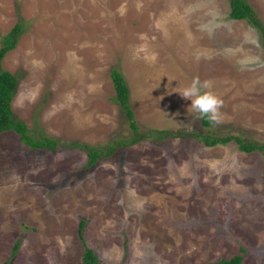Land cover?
Masks as SVG:
<instances>
[{
  "label": "rangeland",
  "instance_id": "rangeland-1",
  "mask_svg": "<svg viewBox=\"0 0 264 264\" xmlns=\"http://www.w3.org/2000/svg\"><path fill=\"white\" fill-rule=\"evenodd\" d=\"M244 2L264 29V0ZM229 13V0H0V48L22 26L0 60L19 78L14 118L62 144L0 134V264H82L85 246L99 264H264V154L193 136L264 144V33ZM194 78L223 102L210 128L179 95ZM72 144L116 153L86 168Z\"/></svg>",
  "mask_w": 264,
  "mask_h": 264
},
{
  "label": "trees",
  "instance_id": "trees-1",
  "mask_svg": "<svg viewBox=\"0 0 264 264\" xmlns=\"http://www.w3.org/2000/svg\"><path fill=\"white\" fill-rule=\"evenodd\" d=\"M230 5V13L229 18L232 20H244L249 24L257 27L262 33H264V29L261 24L254 18L253 9H251L244 0H229ZM22 33V26L20 24L16 25L2 40V46L0 48V60H2L6 54L12 51L19 40V37ZM263 48H264V39H263ZM111 80L113 84V88L115 91L114 101L119 104L122 111L124 112L126 119L129 123V127L135 136V138L131 141L132 143L139 142L141 138H145V136H140L138 134V127L134 120L133 112L129 105V90L127 84L123 78V76L118 71H113L111 73ZM19 78L10 74L7 71L0 72V134L6 132L15 133L20 142L30 148L31 150H46V151H56L58 148L62 147V144L57 142L56 140L38 135L37 137L32 136L30 134L29 129L23 122H20L14 118V114L12 111V100L16 93L18 87ZM202 126L204 128H210L212 123H210L207 119H201ZM160 138L164 139V135H169L171 138L178 137V135H182V133L173 134L166 133L164 131L157 132ZM197 141L201 142L206 147H214L218 144H228L231 141H234L239 151L252 154L254 152H260L264 154V144H255L250 141H245L238 137L229 136V137H216L215 135L208 134H193ZM128 146L125 142H119L118 146L122 145ZM64 147L79 149L81 151H85L87 153L88 162L86 168H90L94 166L100 159L109 158L116 153V146L112 145L105 149H97L88 146H81L79 144L65 145ZM84 228V223H81L79 226V234ZM82 239V237L80 236ZM84 244V243H83ZM85 246V244H84ZM17 248L15 247L14 253ZM241 254H245V250L240 248ZM243 261L242 255H235L230 259H222L218 262L208 263V264H241ZM82 264H99L98 257L96 254L89 248L85 246L82 258ZM7 264V263H6Z\"/></svg>",
  "mask_w": 264,
  "mask_h": 264
},
{
  "label": "clouds",
  "instance_id": "clouds-1",
  "mask_svg": "<svg viewBox=\"0 0 264 264\" xmlns=\"http://www.w3.org/2000/svg\"><path fill=\"white\" fill-rule=\"evenodd\" d=\"M211 87L210 81L201 82L199 78H194L179 95L191 102V108L200 119H207L212 124H219L221 120L219 110L223 102L211 91H208Z\"/></svg>",
  "mask_w": 264,
  "mask_h": 264
}]
</instances>
